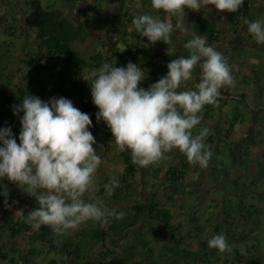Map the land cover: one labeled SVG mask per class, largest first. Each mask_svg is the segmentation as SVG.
<instances>
[{
    "label": "trees",
    "instance_id": "1",
    "mask_svg": "<svg viewBox=\"0 0 264 264\" xmlns=\"http://www.w3.org/2000/svg\"><path fill=\"white\" fill-rule=\"evenodd\" d=\"M59 1L70 13L58 5ZM82 1L84 0H48L47 2H44V0H0L1 7L12 10L10 18H8L9 15L6 12L0 13V36L2 37L0 47L4 48L7 45L5 48L6 53L0 52V79L4 77L3 83H0V123L6 122L8 126L12 127L18 143L21 124L19 117L13 114L12 107L19 104L25 95H36L42 100H48L53 96H64L72 100L75 96L85 93L82 78L86 71H92L104 62L116 64L115 66H125L128 61L136 63L146 72V79L142 80L139 86L148 88L150 84L167 73V63L170 60L182 54L188 55L183 48V43L191 39L193 34L206 37L207 43L215 47H221L224 42L222 36L224 31L219 22L221 15L209 17L200 13L195 20L189 21L190 31L186 36L177 39L173 32L170 36L169 45L163 41H157L146 48L139 41H147V38H142L135 32L134 28L131 30L130 25L128 27L126 24L128 21L130 22V17L126 16L129 10L125 7V0H92L79 6ZM251 1L256 0H244L243 6L246 10L250 8ZM143 4L148 7L144 9V13L164 19L165 13L162 10L152 9L150 0H144ZM110 5L113 6L112 11L115 10L116 12H112L113 17L118 12L120 13L116 18H112L114 27L108 35V39H112L113 48L110 49L109 45H106L107 49L91 50L87 54H82L74 46V43L84 38V34L88 32L87 24L91 21L89 18L93 19L91 14L97 12L102 15L105 10L109 11ZM73 7H77L79 12L88 17L85 19L84 24L80 23L78 15L71 14ZM18 13H21L22 21L19 19ZM238 14L237 11L231 12L229 20L232 27H236L238 24ZM178 15L176 17L169 15V22L177 20ZM245 20L254 19L247 17ZM244 27L247 28V25L244 24ZM19 30H22L21 35H24L22 37L24 42L19 46L22 55L19 56L18 61L16 60L18 67H10L9 64L13 54L9 49L17 47L16 39L20 37L18 36ZM234 31L237 32L238 30L234 28ZM171 45L175 50V54L169 56L166 49ZM248 54L243 52L240 55L234 54V56L224 55L228 58L229 65L233 67V76L240 72L242 77L246 78L243 73V59L248 57ZM14 68H16L18 81L12 80L15 73ZM199 71L198 67L194 70L197 79H193L190 86L194 87L195 82L198 80ZM258 82H260L259 74ZM180 90H183V86ZM245 98L249 104L253 105H250L251 107L259 108L260 104L255 105L247 96ZM225 106L230 107V110L222 112L216 133L210 131L206 138V143L211 146L213 153L206 170H209L211 176L215 179L218 180L219 177H223L231 183L233 180H231L226 167L237 165L240 161L251 160L253 158V147L260 146L257 136L259 131H254L255 127L242 136L240 140H234L232 133L236 124L245 122L247 114L251 115L255 122H258L261 116L264 115V111L253 114L246 108L243 100L227 99L219 96L215 104L204 106L201 113V123L208 125L209 117H214L218 110L221 112ZM80 107L82 112L90 114L92 120L90 131L96 140L93 147L97 149V154L103 155L106 151L109 152V149L114 145V142L111 141L112 134L102 120L97 122L95 113L98 108L92 103L91 96L87 101L82 102ZM223 129L225 130L223 131ZM166 155L170 159H161L142 168L132 164L128 151L117 152L116 156L120 157L123 165V171L117 175L120 182L119 186L111 196L105 195L103 185L109 181L110 176L106 175L104 184L100 185L97 191H94L91 200H98L99 198L107 207L112 206L113 203L124 202L128 198L125 196L126 193L133 196L137 192V187L134 185L136 173L145 168H151L154 173L164 179L161 181L164 184L163 190L161 192L152 190L148 195V199L134 198V202L125 211L115 209L116 212H124L122 219L110 218V223L103 227L99 223L90 221L91 224L89 231L85 233L87 236L85 239L69 232L66 235L56 237L47 226H42L39 231H33L29 224L24 223L23 217L37 204L35 199L25 192L16 197H22L24 200L22 212L15 216L4 209V214L0 215V225H3L7 234L13 238L22 237L26 239L25 237H27L26 242L29 248L27 251L23 250V255L25 261L32 264L39 263V259H44L47 254L51 256L49 264H57L58 261L63 264H90L91 261L88 260H91L92 256L87 253V248L98 243L103 246L101 251H103V257H106L113 252L107 244L109 240L115 247L123 249V257L128 262L139 256L141 264H261L262 258L258 253L243 252L237 246H234V243L244 241L248 237L244 233L235 237V232L227 230L228 236H226V239L232 246L233 251L231 253H219L215 248L208 247L207 240L214 234L208 233L206 236H202L204 226H196L199 237L196 240L195 247L188 239V235L194 237L190 229L187 234H183L173 227L175 216L168 205L173 202L176 195H186L181 190L186 184V174L198 165H190L186 157L177 149ZM254 159L257 162L260 174L264 175V161H260L257 157ZM3 183L9 187L12 182L5 178ZM221 184L227 190L230 189L231 185L226 186L223 179ZM9 195L12 194L9 192ZM227 213L229 214V212ZM249 214H252V212L250 211ZM193 218V220L198 219L197 217ZM144 219L147 221L145 223L147 225L144 224V227L153 233L151 236L144 231H134ZM228 223L230 224L231 220L226 219L225 222L217 223L214 228L215 233L219 234L221 229H224ZM160 229H164L167 236L162 234ZM130 231L133 232V234L131 233L132 236H137L138 241L133 242L132 238L129 237L130 239L127 238L126 243H121L119 237ZM2 232L0 228V235ZM154 238L157 241L168 239L157 249L153 244ZM14 261V257L0 247V264L2 262L11 264Z\"/></svg>",
    "mask_w": 264,
    "mask_h": 264
},
{
    "label": "clouds",
    "instance_id": "2",
    "mask_svg": "<svg viewBox=\"0 0 264 264\" xmlns=\"http://www.w3.org/2000/svg\"><path fill=\"white\" fill-rule=\"evenodd\" d=\"M150 2L152 9L165 13L164 19L143 13L134 15L131 21L135 32L147 38L139 41L146 48L157 41L169 45L175 29L188 32L184 22H169V15L176 17L185 14V8L199 11L209 5L236 12L244 0ZM245 24L255 42L264 44V19L245 20ZM183 48L188 55L170 60L167 73L148 88L139 86L146 72L132 61L125 66L104 62L91 71L89 78L84 77L90 84L92 103L98 108L97 122L106 124L116 150L128 151L133 165L143 168L170 159L166 154L174 149L190 165H209L213 153L205 141L210 129L203 126L195 134L193 129L201 124L204 106L215 104L221 90L234 85L233 67L204 36L193 34ZM166 52L169 56L175 54L171 47ZM197 66L198 80L192 87ZM12 111L21 124L19 143L11 126L0 127V197L7 203L9 190L3 183L6 178L35 199L37 206L23 217L24 223L33 231L47 226L59 237L87 221L103 227L110 218H123L124 212L106 208L103 201L84 198L86 193L98 190L94 177L102 163L93 147L96 140L90 131V114L75 107L67 97L42 100L32 94L13 105ZM117 171L113 166L109 181L103 185L107 196L119 186ZM207 245L219 253L233 251L222 233L212 235Z\"/></svg>",
    "mask_w": 264,
    "mask_h": 264
},
{
    "label": "rangeland",
    "instance_id": "3",
    "mask_svg": "<svg viewBox=\"0 0 264 264\" xmlns=\"http://www.w3.org/2000/svg\"><path fill=\"white\" fill-rule=\"evenodd\" d=\"M47 1L48 0H44V2ZM90 1L92 0H84L79 4V6ZM143 3L144 0H125V7L129 10V12L126 13V16L130 17V22L128 21L126 24L128 27L130 25L131 30L134 28L131 23L133 16L143 14L144 9L148 8L145 7ZM58 5L66 12L70 13L67 8L63 7L60 1L58 2ZM76 6L78 7V5ZM77 7L72 8L73 10H71V14L78 15L80 23L84 24L85 19L88 17H85L84 14L79 12ZM112 10L113 6L110 5L109 11L105 10L102 12V15L97 12H95V14H91L93 19L89 18L91 21L87 24L88 32L84 34V38L74 43V46L82 54H87L91 50L107 49L106 45H109L110 49L113 48V45L111 44L112 39H108V35L112 32V27H114L112 18H116L120 13L118 12L117 15L115 14L113 17L111 14L112 12H115V10ZM4 12L9 15L8 18L12 15L11 9L8 10L0 6V13ZM237 12L239 13V21L236 27H232L231 21L229 20L231 12H228L227 10H216L213 5H209L207 9H201L199 11L185 8V14H179L177 20L184 22L185 26H188L189 30L187 33H181L178 29H175L173 32L177 39L186 36L190 31L189 21L195 20L196 16L200 13L209 17H218L221 15L219 22L223 27L224 32L222 33V36L224 42L221 47H213H215L218 51H221L224 55L230 54V56H234V54L240 55L243 52L249 53L248 57L243 59V73L246 75V78H243L241 73L238 72V74L234 75V85L223 88L221 92L243 94L255 104H264V44H257L252 35L248 33L247 28L244 27L245 19L247 17L253 19H264V0L251 1L250 8L248 10H246L245 6L242 5L238 8ZM18 14L19 19L22 21L23 19L21 13ZM173 22L175 23V21ZM234 28L238 31L235 32ZM22 32V30L18 31V36L20 37L16 39L17 47H11L9 49L11 54H13L11 63L9 64L10 67H18L17 59L20 55H22L19 46L24 42L22 38L24 35H21ZM0 40H2L1 36ZM6 47L7 45L4 48L0 47V52L6 53ZM170 47L173 48L172 45ZM258 68L260 69L258 70ZM14 69L15 73L12 80L18 81L16 77V68ZM90 74L91 70H87L82 78V84L85 86V93L75 96L72 99L74 106L78 109L81 108L80 106L82 102L87 101L91 96L89 91L90 84L85 79L89 78ZM258 74L260 82H258ZM194 79H197V74L194 75ZM3 81L4 77L0 79V83H3ZM250 105L253 106L252 104ZM253 108L254 107H252V109ZM228 110H230V107L228 106H225L221 112L218 110V113H216L214 117H209V121L207 122L208 125L204 123L197 125L196 128L193 129V133L195 134L199 128L203 126H207L211 132L216 133L218 124H220V116H222V112L224 113ZM252 118L253 117L251 115L247 114L245 122L236 124L234 132L232 133V138L234 140H240L242 136L246 135L255 127L254 131H259L257 136L260 146L253 147V158L251 160L240 161L237 165L234 164L226 167L231 180H233L231 181L232 184L229 180H225L223 177H219L218 180L215 179L211 176L209 170H206V168L193 165L194 167L191 172L186 174L185 186L181 188L183 193L186 195H176L173 202L168 206L174 212L175 216L173 227L176 228L179 233L181 232L183 234H187L190 229V232L194 235L195 238L192 235H188V239H190L189 242L193 243V247L196 246V240L199 237V231L196 229V226H204L202 236H206L208 233L216 234L214 229L216 224L225 222L226 219H229L231 220V223L226 224L225 228L221 229L219 234L222 233L225 236H228V233L226 232L227 230L235 232V237L242 235L241 233L246 234L248 237L244 241L234 243V246H237L243 252L251 251L258 253L262 258L261 264H264V175L260 174L257 162L254 159L257 157L260 161H264V115L261 116L258 122H255ZM4 126H8V123L1 122L0 127ZM224 130L225 129H223V131ZM112 146L113 147L109 149V152L106 151L103 155L100 153L98 154L102 159V163L98 167L94 177L95 183L98 187L104 184L106 175L112 174L111 169L113 166L118 168V171L115 173L116 175L123 171L121 159L116 156L119 151L116 150L114 145ZM222 179L226 186L231 185L230 189L227 190L225 186L221 184ZM162 180L164 179L157 173H154L151 168L140 170L136 173V179L134 181V185L137 187V192L133 196L126 193L125 196L128 198L124 202L113 203L110 207H107L105 204L104 206L108 209H120L125 211V209H128L134 202V198L139 197V199H148V195L152 190L161 192L164 187V184L161 183ZM7 188L12 195L8 196L7 203L4 202V198L0 197V215L4 214V209H7L11 214L17 216L22 212L24 200L22 197H16L18 195L21 196L24 192L14 182H12ZM92 196H94V191L86 193L85 199L89 200ZM250 211L252 214H249ZM227 212H229V214ZM193 217H197L198 219L193 220ZM146 222L147 221L145 219L142 220L134 231L140 230L148 233L149 236L153 235L152 232H149V230L144 227ZM90 224V221L84 222L77 228L69 230V233L72 235L76 234L79 238L85 239L87 238L85 233L89 231ZM146 225L147 224H145V226ZM0 228L3 231L0 235V247L14 257L15 261L11 264H32L26 262L23 255V250L27 251L29 248L26 242L27 237H25L26 239H23L22 237L13 238L7 234L3 225H0ZM161 230L162 234L167 236L165 234V230L160 229V231ZM131 233L133 234L132 231L127 234L124 233L121 237H119V241L121 243H126L127 238L131 237L133 242H137V236H132ZM137 233H139V231H137ZM167 239H161L158 240V242L154 238L153 244L157 249H159L161 244ZM107 244L113 252L106 257H103V251H101L103 246L98 243L87 248V253L92 256L91 260H88L91 261L89 262L90 264H141L139 256H136L131 262H128L123 257L124 251L122 248L115 247L110 240ZM50 258L51 256L47 254L44 259H39L40 261L37 264H49L48 262ZM1 264L7 263L2 262ZM57 264L63 263L58 261Z\"/></svg>",
    "mask_w": 264,
    "mask_h": 264
},
{
    "label": "water",
    "instance_id": "4",
    "mask_svg": "<svg viewBox=\"0 0 264 264\" xmlns=\"http://www.w3.org/2000/svg\"><path fill=\"white\" fill-rule=\"evenodd\" d=\"M198 67V66H197ZM199 68V67H198ZM220 96H222V97H225V98H227V99H241V100H243V102L245 103V105H246V108L248 109V110H250L253 114H255V113H259V112H263L264 111V106H262L260 109H252V107L250 106V104H249V102H248V100L244 97V96H242V95H236V94H224V93H221L220 94Z\"/></svg>",
    "mask_w": 264,
    "mask_h": 264
},
{
    "label": "flooded vegetation",
    "instance_id": "5",
    "mask_svg": "<svg viewBox=\"0 0 264 264\" xmlns=\"http://www.w3.org/2000/svg\"><path fill=\"white\" fill-rule=\"evenodd\" d=\"M222 93H224V92H222ZM225 94H227V93H225ZM242 96H244L243 94H242ZM255 105H259V104H255ZM262 106H264V105H262V104H260V106H259V108H261ZM259 108H253V109H259ZM256 114V113H255Z\"/></svg>",
    "mask_w": 264,
    "mask_h": 264
},
{
    "label": "bare ground",
    "instance_id": "6",
    "mask_svg": "<svg viewBox=\"0 0 264 264\" xmlns=\"http://www.w3.org/2000/svg\"><path fill=\"white\" fill-rule=\"evenodd\" d=\"M181 49V48H180ZM185 51V50H184Z\"/></svg>",
    "mask_w": 264,
    "mask_h": 264
}]
</instances>
